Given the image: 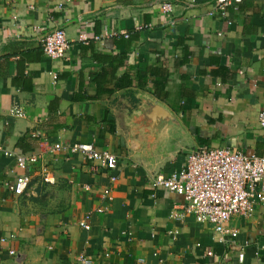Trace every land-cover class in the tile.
Returning <instances> with one entry per match:
<instances>
[{
    "label": "crops",
    "instance_id": "1",
    "mask_svg": "<svg viewBox=\"0 0 264 264\" xmlns=\"http://www.w3.org/2000/svg\"><path fill=\"white\" fill-rule=\"evenodd\" d=\"M163 1L0 0V146L40 156L22 195L6 187L19 173L14 156L0 157V264H86L81 256L90 264H264V202L251 217H233L227 226L238 234L222 242L213 225L182 216L181 195L153 185L157 173L185 165L188 145L150 163L127 145L124 123L128 104L146 92L174 111L197 147L264 155V0L227 3L224 14L206 13L214 0H169V12ZM57 27L70 47L51 59L40 36ZM14 105L22 113L9 119ZM74 142L117 155L111 201L101 196L104 171L52 150ZM46 164L53 184L42 178ZM40 181L65 191L61 215L26 210Z\"/></svg>",
    "mask_w": 264,
    "mask_h": 264
},
{
    "label": "built area",
    "instance_id": "2",
    "mask_svg": "<svg viewBox=\"0 0 264 264\" xmlns=\"http://www.w3.org/2000/svg\"><path fill=\"white\" fill-rule=\"evenodd\" d=\"M240 0H214L206 13H225L227 3ZM190 2V1H189ZM193 5L192 2L188 3ZM166 12L172 11V1L165 0L161 4ZM81 39H86L84 35ZM44 53L51 59L65 58L70 43L63 27H57L40 36ZM21 107L14 105L9 111V119L20 116ZM259 124L264 127V111L259 115ZM52 150H61L67 156L79 154L83 159L92 161L96 172L104 171L108 176L107 185L101 190L102 198L113 199V184L117 182V155L108 149L98 150L89 142L57 143ZM1 156H14L15 168L19 171L12 182L6 187L15 195L24 194L30 183L27 169L40 162V156L35 153H24L9 150L0 146ZM42 178L47 183H55L56 177L46 165L42 167ZM154 186L163 187L183 197V214H193L199 222L211 224L219 239L224 242L227 236L235 238L238 230L227 226L233 217H251L259 203L264 202V155H255L241 150H232L226 146L208 148L199 146L195 151H189L185 165L169 176L156 174L152 178ZM86 190H91L90 184H85ZM96 211H102L101 208ZM92 211L88 212L81 225L89 227ZM5 238H1L4 240ZM200 245V244H199ZM215 252L207 250L206 256L212 257ZM242 260L243 253L239 256ZM82 263L90 264L92 260L81 256ZM143 262V258H139Z\"/></svg>",
    "mask_w": 264,
    "mask_h": 264
},
{
    "label": "water",
    "instance_id": "3",
    "mask_svg": "<svg viewBox=\"0 0 264 264\" xmlns=\"http://www.w3.org/2000/svg\"><path fill=\"white\" fill-rule=\"evenodd\" d=\"M134 98V103L128 104L124 123L127 145L135 151L136 158L159 163L163 157L171 156L175 149H182L185 143L189 151L198 148L169 106L146 92H139Z\"/></svg>",
    "mask_w": 264,
    "mask_h": 264
},
{
    "label": "rangeland",
    "instance_id": "4",
    "mask_svg": "<svg viewBox=\"0 0 264 264\" xmlns=\"http://www.w3.org/2000/svg\"><path fill=\"white\" fill-rule=\"evenodd\" d=\"M40 182L36 188V195L29 198L26 210L41 219L61 215L60 211L67 203V197L64 196L65 191H55L51 186H46L44 181Z\"/></svg>",
    "mask_w": 264,
    "mask_h": 264
},
{
    "label": "trees",
    "instance_id": "5",
    "mask_svg": "<svg viewBox=\"0 0 264 264\" xmlns=\"http://www.w3.org/2000/svg\"><path fill=\"white\" fill-rule=\"evenodd\" d=\"M22 152H24V151H22ZM24 153H27V152H24Z\"/></svg>",
    "mask_w": 264,
    "mask_h": 264
}]
</instances>
